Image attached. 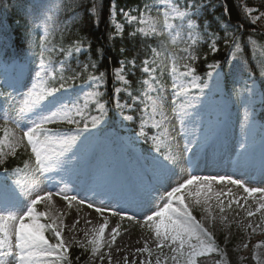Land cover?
Returning a JSON list of instances; mask_svg holds the SVG:
<instances>
[{"label":"snow or ice","instance_id":"1","mask_svg":"<svg viewBox=\"0 0 264 264\" xmlns=\"http://www.w3.org/2000/svg\"><path fill=\"white\" fill-rule=\"evenodd\" d=\"M79 6V5H76ZM207 5H190V11H180L174 8L175 17H171L169 12H164L163 28L172 29L170 20L179 18L180 30L172 37V44H177L182 39V33L186 26L187 39L190 42L183 51L187 53L183 59L191 61L183 64L184 71L177 66L175 53H173L172 64L169 75L171 77V107L170 114L165 110L167 98L163 95L166 91L165 85L161 82L165 74L166 65L161 62L151 61L154 67H150V61H143L142 72L148 78L142 81L145 86L140 96L132 97V103H121L119 93L124 91L128 96H132L128 90L116 87L114 89V107L118 111L123 122H134V116L125 114V109L134 110L137 103L143 104L139 118L138 130L135 132L137 140L151 146L147 154L140 153L135 156L139 165L141 179L122 183L119 186L109 184L99 171L85 169L81 165L82 153L80 149L86 142L95 139L96 134L102 129L108 117L107 102H101L104 95L100 89L104 86V73L99 75H88L84 84L88 89L84 90V84L77 86L76 81L81 78V73L77 72L66 77L65 61H60L58 67H54L51 58L46 59L45 53L51 49L45 44V39L49 35L51 24L55 17V12L60 10V5L48 6L45 10L41 24L37 28H43V37L39 44L33 40V47H39L37 70L34 73V82L17 101L12 92L2 93L0 97L5 98L9 104L17 107L9 111L7 107L0 112V119L5 122L11 121L19 125L21 121H26L27 125L23 130V135L11 145L12 155H15L16 146H23L26 141L34 157V166L30 173L27 171L28 165L24 169L17 168L9 172L4 168L0 172V257H10L11 264H59L60 261L68 260L70 248L66 243L63 232V222L52 217H48L49 222H42L46 216L45 212H38L37 205L44 202L46 205L52 201L54 196H58L71 208L73 203L86 206L100 214L110 213L118 217L121 221L127 219L137 225L143 223L154 234L156 248L162 250L168 248L170 255L163 257L157 255L155 264H197L200 257H211L213 254L219 255L222 259L217 264H227V254L217 245L213 231L205 226L202 220H197L193 215V208L200 206L208 213L203 217L209 225H214L217 217L211 215L204 205L208 203V198L199 199L202 192H211L213 184L231 185L243 189L247 197H243L244 203H248V197L255 200L258 207L255 212L245 210L248 217H252L256 212L264 210V187H249L242 178L234 175H197L194 172H187V169H194L197 166V154L203 148L208 139V131L201 127V111L203 110L205 90L213 82L219 88L220 69L219 62L208 64L211 69L202 77L197 74V69L193 64L198 57L193 46L204 42V35L199 31V25L193 16L200 14ZM93 10L102 11V0L100 3H93ZM114 7V5H113ZM89 14H92L90 12ZM111 15V9H110ZM125 18L135 21L136 17ZM259 19V17H257ZM151 34L157 33L155 24L152 21ZM117 33H122V24L110 19ZM144 36H148L143 28L139 30ZM211 37V33H206ZM114 37H110L113 39ZM213 54L219 49L215 39L209 45ZM190 49H193L190 51ZM237 43L235 51L230 54L229 63L237 60V53L240 51ZM61 52L65 49L61 48ZM81 47L77 44L74 48L67 50V56L71 57L73 52L80 53ZM123 52L124 49H121ZM101 53L98 50V55ZM207 59V56L204 57ZM121 67L115 70V80L125 85L128 81L124 76V61H120ZM18 67V66H17ZM95 68V63H92ZM136 65L133 62L132 68ZM87 68V65H85ZM0 75L8 88L13 91L16 87V80L11 76L7 66L0 65ZM159 69L160 78L156 73ZM59 72V75L57 73ZM264 74V73H262ZM79 87V91L77 88ZM247 98L244 103V116L242 124V139L239 144L240 157L245 163L253 159V147L250 139V103L255 96L254 85H247L244 88ZM149 93H156L152 96ZM239 96L240 93H237ZM143 97V99H141ZM95 107L92 108L91 106ZM151 106V113L148 107ZM94 113V114H93ZM157 116L159 117L157 119ZM66 124L71 126L69 131H61L53 125ZM146 128L150 129L146 131ZM248 130V131H245ZM179 138V140H178ZM179 141H183V160L186 164L184 169L187 178L182 182H177L175 186L164 188V183L170 180L177 173L178 159L174 153V146ZM5 154L0 149V157ZM261 169L264 171V152L260 155ZM30 176L27 184L22 183L20 176ZM76 178L75 180L73 178ZM81 177L85 178L83 184L79 183ZM43 180L54 182V186L48 190H43L41 184ZM31 185V186H28ZM40 189V191H34ZM259 194L258 198L257 195ZM226 195L231 198L232 190L228 189ZM221 193H216L218 201L216 207L219 209L222 221L227 219L223 215L225 212L224 201L220 199ZM186 197L192 199V203L186 202ZM159 201V203H158ZM235 203L237 208H243L239 199H230L227 207L232 208ZM239 213H237L238 215ZM264 217V213H262ZM79 223V220L76 221ZM90 223V221H88ZM75 227V225H73ZM247 227L252 228L251 224ZM259 227V225H257ZM108 228V221L93 227L91 232H85L86 242L77 241L84 251L91 252L90 261L97 258L103 262L105 254L101 251L107 244L111 247L120 235V225L117 224L109 233L110 239L105 240V230ZM51 233L55 242L46 233ZM14 238V239H13ZM247 247V244L244 245ZM261 245L257 244L256 248ZM137 253H147L152 257L153 252L145 241L144 247L135 250ZM257 264H264L261 254L254 257ZM79 259V257H77ZM125 259H127L125 257ZM109 264L111 257L109 256ZM140 264H151V261L141 260Z\"/></svg>","mask_w":264,"mask_h":264},{"label":"trees","instance_id":"2","mask_svg":"<svg viewBox=\"0 0 264 264\" xmlns=\"http://www.w3.org/2000/svg\"><path fill=\"white\" fill-rule=\"evenodd\" d=\"M162 1L164 0H102V11L97 12L93 10V3H100L101 0H0V65L9 67L13 63H19L37 66L39 47L32 46L33 40L38 45L44 37L43 28H37L36 25L41 24L48 6L59 4L60 10L55 12L49 35L45 39L46 46L51 49L50 52L45 53V58H51L54 67H58L60 61H65L64 75L66 77L77 72L81 73V78L76 81L77 86L84 84L88 75L104 73V86L100 89L104 95L100 99L101 102H107L108 117L105 128L100 131V134L104 136L105 133L112 132L118 136L121 132L120 124H117L118 111L114 107V89L120 84L116 82L114 73L121 67L120 61H124V74L128 80V85H124L123 89L126 88L132 96L121 91L119 99L121 103L131 104L132 97L140 96V93L144 91L145 86L142 81L148 77L142 72L143 61L148 59L151 62L157 60L159 56L172 61L173 53H175L178 66L187 55L183 49L188 47L190 42L187 39L185 26L183 38L179 39L177 44H172L169 33L174 35L180 30V19L174 20L173 29L162 36L136 34L126 24L123 25L124 31L118 34L109 24V20L112 19L113 5L118 19L122 21L121 12L140 10L144 6L155 5ZM172 2L173 5L185 11H190L189 6L192 4L207 5L200 14L193 16L199 25L201 35L205 37L203 43L193 46L198 57L193 66L196 67L197 74L203 77L207 71L211 70L207 67L208 64L219 62L224 84L234 107L238 106L240 99L246 94L245 86L258 85L259 99L249 110L250 125L256 128L257 139L262 138L264 135V74H262L264 73V32L253 23L247 9L253 8L264 13V0H172ZM90 12L92 14H89ZM206 33H211V37ZM110 37L114 38L110 39ZM212 39L216 40L219 49L215 54L209 47ZM237 43L241 50L237 53V60L230 64V54L235 51ZM77 44L82 51L73 52V55L68 57L67 50L74 48ZM61 48L65 51L61 52ZM121 49L124 51L122 52ZM205 56L207 59L204 58ZM133 62L136 65L135 69L132 68ZM92 63H95V68L92 67ZM2 81L3 76L0 75V92L5 93ZM84 87L88 85L84 84ZM77 90H80L79 87ZM237 93L240 95L238 96ZM7 104L8 101L0 97V108H4ZM142 105L137 103L134 106L137 112L130 111L137 122L140 118L137 113ZM234 117L236 121L244 122L240 112H237ZM52 127L69 131L71 126L59 124ZM143 148L144 154L150 151V148ZM30 161H33L32 155L20 150L1 164L0 171L4 168H8L9 172L17 168L24 169L25 164ZM82 179L83 177L78 182L81 183ZM76 205L78 204L74 202L70 209ZM37 211L42 212L41 204L37 205ZM47 235L54 241L50 232ZM260 239L256 237L255 241ZM89 254L90 249L86 252L80 246L73 245L68 254L69 259L64 263L80 264ZM252 255V246L244 250L246 264H256ZM197 264H216V261L213 257H208L199 259Z\"/></svg>","mask_w":264,"mask_h":264},{"label":"rangeland","instance_id":"3","mask_svg":"<svg viewBox=\"0 0 264 264\" xmlns=\"http://www.w3.org/2000/svg\"><path fill=\"white\" fill-rule=\"evenodd\" d=\"M174 8L178 7L174 6L171 0H164L157 5L144 6L140 10L134 9L129 12H121L123 22L118 19L115 8H113L112 20L122 25H128L129 28H132L136 34L138 33L144 35L139 31L143 28L146 32H149L148 36H162L172 30H166L163 28V14L167 10L171 17H175V13L173 11ZM179 10L185 11L182 9ZM247 12L253 23L259 26V28L264 32V13L261 11L258 12L257 9L253 8L247 9ZM125 14H127L129 18L135 16L136 20L130 21L129 19H126ZM257 17H259V19H257ZM177 19L179 18L171 19L170 23L173 25V21ZM152 21H157L155 24L157 33L163 34H151ZM155 61L157 64L163 62L166 65L165 74L161 79V82L165 85L166 89L163 94L167 98L165 110L170 114L172 81L169 72L172 61L162 56H159V58ZM185 62L188 61L184 60L178 65L181 71L185 70L183 68V64ZM149 66L154 67L155 65L150 62ZM36 70L37 66H23L13 63L8 68V71L11 76L15 77L16 87L13 91L11 88H8L7 84L3 80V85L5 86L7 93L12 92V95L17 101H19L21 95L25 93L34 82V73ZM218 71L220 72L219 88L215 86L214 77L213 82L209 84V88L205 90L206 96L204 98L203 110L201 111V127L208 131V139L203 148L197 154V166H195L194 169H187V172H194V174L197 175L230 174L237 178L244 179L249 187H264V171H262L260 164V155L264 152V138L259 141L256 140V142L253 143V159L250 162L245 163L240 157L239 149V144L242 139V127L233 118V115L235 114L232 100L226 93L224 79L220 69H218ZM156 76L157 78H160L159 69L157 70ZM147 78L148 77L144 79ZM119 83L121 85H125L122 82ZM253 85L255 88V96L250 103V108L256 101L258 94L257 84ZM120 88L123 89V86H120ZM87 89L88 87H84V90ZM149 94L154 97L156 96V93ZM246 98L247 96L245 94L241 98L240 106L236 107V111L242 112V115H244L243 101ZM6 107L14 114L13 109L17 107V105L8 104ZM143 107L144 105H142L141 108ZM141 108L138 110V115H141ZM3 110L4 108H0V112ZM124 111L125 114L132 115L129 113L127 108ZM132 111L137 112L135 109ZM148 112L151 113L150 105L148 107ZM158 118L159 117L157 116V119ZM218 118L221 119V122L216 124L215 120ZM117 120L118 123H121V133L118 136L114 137L111 133L101 136L99 132L96 134L94 140L86 142L80 149V152L82 153V167L92 171H99L102 173L104 179L113 186H119L122 183L131 181L138 182L141 179L139 165L135 156L140 154L139 145L145 144L142 142L143 138L137 140L135 136V132L138 130L139 122L135 121V119L134 122L131 123L123 122L118 113ZM26 125V121H21L19 125H16L11 121L5 122L3 119H0V149H2L5 154L3 157H0V166L9 158L14 156L12 155L11 145L15 144L16 141L23 135V130ZM104 127L105 124L102 126L101 130H103ZM250 129L249 142L251 143L254 141L253 139H256V137L252 135V133L256 130L251 126ZM149 130L150 129L146 128V131ZM149 134H151V132H149ZM145 146L151 148L148 144H145ZM182 147L183 141H179L178 145L173 148V151L177 155L178 159L177 173L170 180L165 181V189H168L170 185L175 186L177 182H182L183 179L187 178V172L184 171L187 166L183 160ZM19 150H24L31 155L30 148L27 146L26 141L23 142V146H16L15 153ZM130 151L133 152V155L129 153ZM33 166L34 157L33 161H30L28 164L27 171L29 173ZM19 179H21L22 183L27 184L30 176L22 175ZM53 186L54 182H50L48 180H43V183L41 184V188L43 190H48ZM229 188L232 190L231 198L226 195ZM34 191H40V189H34ZM217 192L221 193L220 199L224 201L225 206V212L223 215L227 216V219L222 222L219 219L221 213L216 207L218 203L216 199ZM247 195V193L243 192V189L226 184H213L211 192H202L199 197L202 203L206 197L208 198V203L204 205V208H208L211 215L218 218L214 225H209L208 221L203 219V217L208 213H206L202 207L196 206L193 208V215L196 216L197 220H202V222L205 223V226L209 227L210 230L213 231L217 245L227 254V264H246L244 250L251 246L253 248V261L257 264L254 257L258 253L261 254V258L264 259V217H262L264 210L256 212V214L252 217H248L245 210L247 209L255 212L258 205L251 197H248V203L245 204L243 197H247ZM256 195L258 198L259 194ZM230 199H239L243 208H237L236 204L233 203L232 208L229 209L227 204ZM186 202L191 204L193 201L191 198L186 197ZM41 210L46 213L45 218L47 220L48 217L57 219L58 222L62 220V235L64 236V239L70 249L73 245L79 246L77 241L86 242L85 232L88 231L90 233L93 227H99V225L104 223L105 220L108 221V228L105 230L106 241L110 239L109 233L111 229L117 224L120 225V235L117 237L116 242L112 244L111 247L105 244V247L101 249V251L105 254L103 262L99 261L98 258L95 261H90V252L89 257H87L88 259L81 264H109V256L111 257V264H140L141 260H150L151 264H155L157 255L161 256L162 261L164 256L170 255L167 247L162 250H158L156 248L153 232L144 226L143 223L137 225L134 222H129L127 219L121 221L118 217H114L107 212L103 217H101L100 214L96 213L94 210L88 209L86 206H81L79 204L70 209L67 203L62 201V199L58 196H54L52 201L47 205L42 202ZM237 213L239 214L237 215ZM77 220H79V223H76ZM88 221H90V223H88ZM248 224H251L252 228L247 227ZM73 225H75V227H73ZM257 225H259V227H257ZM122 228L124 229L122 230ZM256 237H260L261 239L255 241ZM253 240L254 242H252ZM145 241L148 242V247L153 252L152 257H148L147 253H137L135 251L138 248L144 247ZM53 242H55V240ZM245 244H247L246 248L244 247ZM257 244L261 245L258 249L256 248ZM125 257L127 259H125ZM211 257L215 259L216 264L222 259L217 254H213ZM203 258L208 257H200L198 260ZM0 264H11V258L0 257ZM59 264L65 263L60 261ZM168 264H172V262L169 260Z\"/></svg>","mask_w":264,"mask_h":264}]
</instances>
